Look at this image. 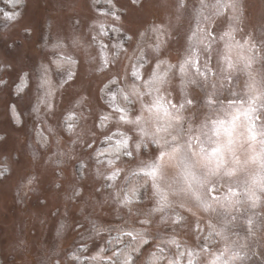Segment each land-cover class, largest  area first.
Here are the masks:
<instances>
[{
  "label": "clouds",
  "instance_id": "obj_1",
  "mask_svg": "<svg viewBox=\"0 0 264 264\" xmlns=\"http://www.w3.org/2000/svg\"><path fill=\"white\" fill-rule=\"evenodd\" d=\"M161 18L127 35L131 52L116 45L122 65L104 64L124 101L103 109L112 127L85 119L70 141L51 123L55 94L71 86L96 99L76 73L60 72L62 61L86 50V31L45 19L35 63L20 75L32 77V110L51 135L43 156L26 141L31 165L20 187L34 185L37 169L53 161H87L108 187L76 188L81 227L90 218L100 225L83 252H75L71 221L58 219L42 238L17 228L0 244V264H264V0H179ZM103 24L124 31L115 13ZM136 48L151 53L146 70H136ZM113 232L123 237L118 244Z\"/></svg>",
  "mask_w": 264,
  "mask_h": 264
},
{
  "label": "rangeland",
  "instance_id": "obj_2",
  "mask_svg": "<svg viewBox=\"0 0 264 264\" xmlns=\"http://www.w3.org/2000/svg\"><path fill=\"white\" fill-rule=\"evenodd\" d=\"M178 2L143 0L140 3L137 0V7L131 0H0V177L5 178L0 181V244L17 228L30 230V235L42 238L49 225L64 219L71 221L70 236L80 241L75 252H83V245L88 243L92 228L100 225L90 218V222L81 227L82 217L77 214V209L82 197L76 194V188L83 186L85 191L95 193L98 187L101 191L108 187L106 183L96 180L92 165L87 161H72L70 166L53 161L45 168L37 169L39 177L34 185L30 188L20 187L31 165L30 159L25 157L26 141L35 143L33 155L43 156L40 145L46 143V135H51L43 123L38 126V117L32 110V77L20 75L35 63L39 51L37 45L44 38L45 19L57 21L61 29L71 24L80 33L86 31V50L82 49L79 57L62 61L60 72L62 79L76 73L75 80L95 89L96 99L93 101L91 92L88 99H82L85 93L79 87L71 86L70 90L55 94L56 113L51 123L60 129L64 141H70L73 138L71 128L82 125L85 119L98 122L101 129L105 125L112 127L109 120L104 118L108 113L103 109L109 104L118 108L124 101L116 83L107 76V71L102 70L104 64L107 63L109 67L122 65L127 57L116 45L131 52L136 46L126 38L127 35L135 38L150 23H164L161 10L170 3ZM187 3L191 4L192 0H187ZM113 13L123 18L124 24L120 26L123 32L103 24L105 16L110 17ZM93 20L96 22L91 23ZM172 20L175 22L176 17L173 16ZM51 30L55 32V26ZM148 35H151L149 42L155 43V35L151 34L150 29ZM141 47L146 48V45ZM150 55V51L141 52L140 48H136L133 62L137 71L146 70ZM76 59H80V65L74 63ZM100 97L104 98L103 102ZM17 123L22 126L17 127ZM105 147V144H100L101 150ZM115 222L119 223L118 217ZM85 228L89 232L81 238L80 234ZM115 237L116 233L113 232V239Z\"/></svg>",
  "mask_w": 264,
  "mask_h": 264
},
{
  "label": "trees",
  "instance_id": "obj_3",
  "mask_svg": "<svg viewBox=\"0 0 264 264\" xmlns=\"http://www.w3.org/2000/svg\"><path fill=\"white\" fill-rule=\"evenodd\" d=\"M114 239H116L117 240V244L119 243V240L120 239H123V237L122 236H120V237H115ZM111 243V242H110Z\"/></svg>",
  "mask_w": 264,
  "mask_h": 264
}]
</instances>
